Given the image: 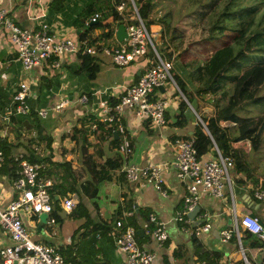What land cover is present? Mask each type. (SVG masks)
I'll use <instances>...</instances> for the list:
<instances>
[{"label": "crops", "instance_id": "0c3cea01", "mask_svg": "<svg viewBox=\"0 0 264 264\" xmlns=\"http://www.w3.org/2000/svg\"><path fill=\"white\" fill-rule=\"evenodd\" d=\"M48 2L49 0H0V7L7 9L19 26L35 28L37 23H44L58 36H63L59 34L67 32L69 37L73 35L72 37L76 38V27L72 25L69 28L67 24L72 23V16L67 15L64 21L58 16L46 20ZM116 26L117 24L109 40L111 44L118 42L115 36ZM156 28L158 29V26ZM93 60L97 64V70L92 78L79 71L80 60L73 54L60 57L57 68H52L50 61L46 60L24 74L6 33L0 32V94L7 93L9 98L17 83L27 80L29 85L34 84L33 91L30 90L26 98L34 108L48 107L65 100L59 108L49 110L45 116H40L44 119L45 130L51 135L49 147L42 139L34 145L27 143V138L36 133L35 127L30 125L31 122L28 120L15 123L10 118L6 121L0 115V136L10 131L6 144L3 145V161L0 167V208L14 195L12 183L17 174L15 158L21 153L31 152L40 158V162L34 160L39 165V176L51 181V211L22 216L25 229L33 240L59 249L64 256H73L80 264L89 262L92 256L97 264H124V254L115 245V236L118 232L115 221L122 220L132 222L135 230H141L136 234L138 236L136 242L141 248L155 251L152 264H163L162 255L173 264H196L201 259L197 258V248L191 244L189 231L178 225L174 219L182 205L184 183L175 177L173 164L177 152L174 140L193 132L198 103L196 97L179 110L178 102L182 98L181 95L179 97L173 93L169 86L157 88L152 97L160 96L166 100L164 123L161 125H153L146 119H140L131 111L122 114V123L131 144V154L125 162L137 165L152 162L161 165L166 196L161 195L150 183L127 181L120 166L111 172L109 179L98 182L94 198L83 195L77 184L72 190H68L69 178L63 170L62 162L70 160L72 167L82 164L79 146L84 143L81 137H78L77 144L70 139L73 125L86 114L100 116L98 101L108 96L117 98L125 86L136 80L146 63L142 59L134 65L117 66L103 54L95 55ZM181 70L186 71L180 64L179 68L173 66L176 76L190 86ZM190 73H186L185 77H189ZM82 94L85 95V100L79 101L78 98ZM8 98H3V101ZM86 139L90 142L87 151L94 158L102 159L117 153L113 147H109L105 139L96 143L98 139L88 130ZM214 153V150H208L200 158L206 159ZM230 179V186L224 189L223 197L201 195L196 203L198 210L195 214L187 216V222L189 226L197 225L201 221L209 223L207 231L196 237L203 249L218 252L216 263L241 260L243 254L253 264H264L263 241L262 247H251L249 240L244 239L243 248L239 236L237 239L232 234L235 239H230L232 235L227 240L221 239L220 230L232 226L233 211L236 216L249 212L257 216L264 225V204L252 197L249 182L245 180L244 184L237 183L232 180L231 175ZM67 197L73 201L70 210H65L62 205L63 199ZM76 203L80 204V207H76L75 210ZM73 209L76 213L74 216L69 214ZM140 211L153 213L162 221L167 232L165 244L156 246L149 235L146 216L143 217ZM93 224L102 227L95 231L90 230ZM10 243L8 234L0 226V248ZM174 249L177 257L171 253Z\"/></svg>", "mask_w": 264, "mask_h": 264}, {"label": "trees", "instance_id": "16d2710c", "mask_svg": "<svg viewBox=\"0 0 264 264\" xmlns=\"http://www.w3.org/2000/svg\"><path fill=\"white\" fill-rule=\"evenodd\" d=\"M160 1L49 0L46 20L49 21L50 17L58 16L64 21L67 15L72 16L71 24L76 27L77 40L85 45L101 47L111 44L109 40L112 38L116 24L122 23L126 26L136 22L135 16H138L147 30L152 24L159 25L158 33L160 34L156 42L159 45L158 48L153 43L159 55H164L165 58H170L171 55L174 58V51L184 40L199 46H202L203 41H207L212 46L210 52L191 63L192 72L189 77L187 76L189 79L187 82L192 85L191 88L173 72V78L183 95L178 102L179 110L196 97L198 103L195 111L201 120V122L195 120L192 134L181 139L192 141L197 157L208 150H214V152L216 150L220 156L228 157L231 160L229 174L232 180L244 184L246 177H250L253 185L256 180L250 174V167L242 157L241 150L233 146V143L240 140L248 141L250 150L256 151L264 130V111L256 116H243L239 113V110L245 109L248 105L264 107V93H260L261 85L264 83V0H247L249 1L247 4L242 3L243 0H182L189 11L179 19L181 24L176 25L170 24L169 15L166 13L161 17L152 16L154 7ZM118 4L122 5L120 10L116 8ZM92 16L94 20L91 21ZM195 19H201V21L195 22ZM67 24L69 25V22ZM189 24L194 25L193 32L188 30ZM227 30L230 32L227 33ZM225 32L230 35H225ZM194 35L196 37L193 39ZM76 55L80 60L79 71L85 72L88 78H92L97 70L93 57L80 51ZM183 65L189 68L187 62H183ZM29 88L32 90L34 84H30ZM3 98H8L7 93L0 94V111L6 113L11 121L16 123L28 120L31 122L30 125L35 127L36 133L27 138V143L34 145L42 139L49 147L51 135L44 128V119L36 114L34 107L28 103L27 99L29 111L25 114H12L9 112L10 99L3 101ZM106 100L109 106H112L117 102L118 97L108 96ZM179 114L181 115V112ZM116 125L115 115L112 114V117L108 119L92 113L81 117L73 125L70 139L77 144L78 137H81L84 143L79 146L82 164L72 167L70 160L62 162L63 170L69 178V191L77 184L83 195L94 198L98 182L109 179L111 172L121 167L123 159L117 153L97 159L87 151V146L90 145L86 139L87 130L98 139L96 143L105 139L109 147L115 149L118 144V137L114 134ZM8 134L10 131L0 136L2 148L6 144ZM19 158L40 162V158L31 152L21 153L15 159ZM0 167H2V161ZM240 174H244L245 177L241 178ZM260 186L264 188V182ZM76 207H80V204L76 203L75 210ZM140 213L143 217L146 216L148 231H150L152 223L148 220V212L140 211ZM69 214L76 215L74 209ZM123 223L133 225L132 222ZM177 223L189 231L191 244L197 248V258L216 263L218 252L203 249L194 233V228L199 224L189 226V224ZM98 227L102 226L93 224L90 230L95 231ZM132 227L135 229L134 225ZM238 231L243 248L241 234L249 240V246H263L260 238L240 228ZM135 239H138L136 234ZM230 239H235V236L232 235ZM57 252L66 263L80 264V261L75 260L73 256H64L59 249ZM171 253L175 257L178 255L176 249ZM161 259L163 264H173L164 255ZM240 262V259L234 261V263ZM85 264L97 263L92 256L91 260Z\"/></svg>", "mask_w": 264, "mask_h": 264}, {"label": "built area", "instance_id": "2783aa9c", "mask_svg": "<svg viewBox=\"0 0 264 264\" xmlns=\"http://www.w3.org/2000/svg\"><path fill=\"white\" fill-rule=\"evenodd\" d=\"M116 8L120 10L122 5L118 4ZM94 16L90 18L91 21L94 20ZM135 20L136 22L124 26L126 36L121 41L96 47L95 45H85L77 38L58 36L51 32L44 23H37L35 28L19 26L7 9L0 7V32L6 33L15 58L24 74L46 60L50 61L52 68H57L60 57L76 55L79 51L93 57L98 54L106 55L117 66H126L132 60H137L138 63L144 59L146 63L136 80L122 89L117 102L109 106L106 98H101L98 101V106L101 117L110 119L112 114L116 116L117 125L114 131L118 137V144L115 150L123 159L120 170L125 179L150 183L161 195L166 196L161 165L152 162L143 165L125 162L131 154V144L128 132L122 123V114L125 111H131L140 119H146L153 125H161L164 123L166 100L160 96L152 97V93L157 91L158 86L165 87V84H168L183 98L171 74L173 55L170 58L159 55L152 40L154 31L147 30L138 16H135ZM29 94L30 88L27 80L19 81L10 96L9 112L12 114L27 113L30 109L26 101ZM78 100L84 101L85 95H80ZM63 102L65 100H60L48 107L33 108V110L37 115L45 116L49 110L59 108ZM0 115L6 121L8 120L6 113L0 111ZM195 120L201 122L197 114H195ZM174 143L177 146L176 156L173 160L175 177L184 183L182 205L174 215V219L177 222L189 224L187 213L197 203L201 195L207 194L221 198L224 189L229 188L231 160L228 157L220 156L216 150L212 156L206 159L197 157L190 139L178 138L174 140ZM233 146L236 145L233 143ZM1 161H3V148L0 146ZM16 165L17 174L12 183L14 195L4 207L0 208V226L11 240L10 244L0 248V263L11 264L12 261H15L17 264H68L53 246L33 240L22 221L24 214L51 211L50 179L39 176V165L34 160L19 158L16 160ZM251 195L257 202L264 204V188L259 185L251 186ZM62 205L65 210H70L73 201L69 197L64 198ZM148 220L152 223L149 232L151 239L156 246H162L167 239V232L162 221L157 219L153 213L148 214ZM115 225L118 228L115 245L124 254V264H152L155 251L138 246L135 229L120 220H116ZM208 228L209 223L202 222L194 228V233L198 235L207 231ZM238 228L264 242V225L258 217L250 213L236 216L234 211L232 226L220 230L221 239L227 240L232 234L238 239ZM196 264L215 263L199 260ZM216 264L250 263L242 254L240 263L230 260Z\"/></svg>", "mask_w": 264, "mask_h": 264}, {"label": "rangeland", "instance_id": "374dc122", "mask_svg": "<svg viewBox=\"0 0 264 264\" xmlns=\"http://www.w3.org/2000/svg\"><path fill=\"white\" fill-rule=\"evenodd\" d=\"M242 3L247 4V3H249V1L243 0ZM188 11H189V8L186 6V4H184L182 2V0H161L154 7L152 16L155 18L161 17L162 15H164L166 13L169 15L170 24L176 25V24H181V21L179 19L181 18V16L183 14H185ZM199 21H201V19H195V22H199ZM193 23H194V21H193ZM71 26H72V24H71V22H69L68 27L70 28ZM156 26H158V29H159V25L155 24V26L154 25L151 26L152 28L149 29V31L150 30L154 31V37L152 38V40L155 43V46L158 48L159 45L156 42L158 41L160 33H158L159 30L156 28ZM187 27H188V30H191L192 32L194 31V29H193L194 25L192 26V24H189V25H187ZM229 32H230V30H227V33H229ZM227 33L225 32V35L229 36L230 34H227ZM59 35L69 37L67 32H64V33L59 34ZM72 36L73 35H70L69 38L76 39L75 37H72ZM194 37H196V35L193 36V39H194ZM201 45L202 46L195 45V44H192V43L184 40L183 43L178 44V47L174 51L175 54H174V58H173V61H174L172 64L173 66H175L176 68H179V64L182 65L183 62H187V64H189V68H187L186 66L183 65V70L186 69V71L181 70L183 72L184 79L186 81L187 80L189 81V79L187 76L185 77V74L192 72L191 63L193 62V60L201 58L204 55L206 56L210 52V49L212 47L211 45H209L207 43V41H203L201 43ZM196 53L197 54L200 53V55L201 54H203V55L202 56L195 55ZM187 59H188V61H187ZM135 63H137V60H132L128 65H134ZM128 65H126V66H128ZM173 72L174 71H173V67H172V69H171L172 76H173ZM189 85L192 86L191 84H189ZM165 86H169V85L165 84ZM169 87L172 89L173 93L178 94V96L180 97L179 93L172 86H169ZM260 93H264V83L261 85ZM208 99H210V98H208ZM263 109H264V107H261L259 105H248L245 109L239 110V113H240V115H243V116H247V115L256 116V115L263 113V111H264ZM5 130H6V128H5ZM5 130H4V132H5ZM25 131L26 130H24V132ZM25 134H27V133H25ZM234 144L241 150L242 155H243L242 157L244 158L247 165L250 167V174H251L252 178H255L256 181L252 185L250 182V177L249 178L246 177L245 180L249 182L250 186H253V187L257 186V185L260 186L261 183L264 182V130L261 133V142H260L258 150H256V151L250 150L248 141L240 140ZM240 176H241V178L245 177L244 174H240ZM247 213H249V212H247ZM237 215H239L238 212H237ZM241 236H242V241H244V239H245L244 235L241 234ZM242 244L245 247L244 242H242ZM245 255H246V253H245Z\"/></svg>", "mask_w": 264, "mask_h": 264}, {"label": "water", "instance_id": "95a60500", "mask_svg": "<svg viewBox=\"0 0 264 264\" xmlns=\"http://www.w3.org/2000/svg\"><path fill=\"white\" fill-rule=\"evenodd\" d=\"M115 36L117 38L118 41H121L125 36V29H124V25L122 23H118L116 28H115ZM158 88L162 89L161 86H158ZM198 210V205L195 204L192 209L190 211H188L187 216L188 215H193L195 214V212ZM139 232H141L140 229L135 230V234H139ZM11 264H17L15 261H12Z\"/></svg>", "mask_w": 264, "mask_h": 264}]
</instances>
